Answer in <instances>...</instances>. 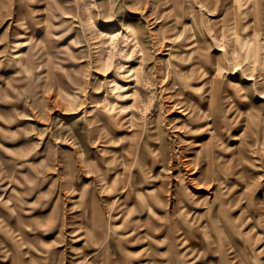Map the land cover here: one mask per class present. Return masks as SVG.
I'll return each mask as SVG.
<instances>
[{
    "label": "rangeland",
    "instance_id": "1",
    "mask_svg": "<svg viewBox=\"0 0 264 264\" xmlns=\"http://www.w3.org/2000/svg\"><path fill=\"white\" fill-rule=\"evenodd\" d=\"M211 1L0 0V264H264V0Z\"/></svg>",
    "mask_w": 264,
    "mask_h": 264
},
{
    "label": "bare ground",
    "instance_id": "2",
    "mask_svg": "<svg viewBox=\"0 0 264 264\" xmlns=\"http://www.w3.org/2000/svg\"><path fill=\"white\" fill-rule=\"evenodd\" d=\"M189 1V0H188ZM212 1H214V0H212ZM211 1V2H212ZM216 1V0H215ZM234 1V3L235 4H237V2L239 1V3H240V1L241 0H233ZM250 2V3H249ZM185 3V2H184ZM234 3L232 4V5H234ZM239 3H238V7H239ZM246 3H249V7H250V9L252 10H254L255 11V14L256 15H262V11H263V5H262V2H258V0H246ZM179 4V3H178ZM225 8V7H224ZM224 10V9H223ZM230 10V9H229ZM248 10V9H247ZM246 11V10H245ZM240 12H242V11H240ZM188 13H189V11H188ZM237 13V12H236ZM246 13H248V12H246ZM240 14V13H239ZM243 14H241V16H242ZM186 16H189V14L188 15H186ZM238 17H240V16H238ZM246 17V16H245ZM186 18V17H185ZM235 18V17H234ZM233 18V19H234ZM216 19V18H215ZM238 19V18H237ZM246 19H247V17H246ZM262 18H260V20H261ZM240 20V19H239ZM236 21V20H235ZM233 24H234V22H233ZM233 24H231V25H233ZM236 24V23H235ZM249 24H251V23H249ZM172 27V26H171ZM175 27V26H174ZM195 27V26H194ZM230 27V26H229ZM250 27H252L251 25H250ZM230 28H232V27H230ZM245 28V27H244ZM122 29V28H121ZM188 29V28H187ZM193 29V28H192ZM237 30H240V29H237ZM242 30V29H241ZM244 30V29H243ZM224 31V30H223ZM234 32V31H233ZM237 32V31H236ZM239 32V31H238ZM205 33V32H204ZM223 33V32H222ZM241 33V32H240ZM228 34V33H227ZM186 36V35H185ZM120 38H121V40H122V42L123 43H126L127 41H128V35H127V31H121L120 32V36H119ZM196 37V36H195ZM242 37V36H241ZM186 39V38H185ZM233 40V39H232ZM249 40V39H248ZM177 46V45H176ZM184 46V45H183ZM253 46V45H252ZM194 47V44H192V45H190L187 49H191V48H193ZM199 47V46H198ZM176 48V47H175ZM180 50V49H179ZM200 50V49H199ZM188 53V52H187ZM201 53V52H200ZM187 55V54H186ZM200 57V56H199ZM195 60V59H194ZM197 60V59H196ZM180 62H182V61H180ZM201 67V66H200ZM202 68V67H201ZM126 72H128V71H125V73ZM202 72V71H201ZM130 73H131V71L128 73V75H130ZM193 73V72H192ZM132 74H133V72H132ZM184 75V74H183ZM198 78H200V77H198ZM132 79V78H131ZM189 81V80H188ZM211 82V81H210ZM211 86H213V85H211ZM124 89H127V87H124ZM209 90H210V88H209ZM212 92V91H211ZM228 94V93H227ZM232 94V93H231ZM212 95V94H211ZM217 95V94H216ZM218 96V95H217ZM216 96V97H217ZM224 100V99H223ZM222 100V101H223ZM229 104V103H228ZM107 106V105H106ZM112 107V106H111ZM110 107V108H111ZM218 107V106H217ZM223 107V106H222ZM105 108H107V107H105ZM109 108V109H110ZM115 108V107H114ZM213 108H214V106H213ZM240 108V107H239ZM112 109V108H111ZM116 110V109H115ZM119 110H120V108H119ZM186 111L185 112V114L186 113H189L187 110H186V107H183V109H182V111ZM200 111V110H199ZM222 111V110H221ZM184 113V112H183ZM214 113V112H213ZM212 115V114H211ZM130 116V115H129ZM194 116H196V115H194ZM200 116V115H199ZM225 116V115H224ZM131 117V116H130ZM230 117V116H229ZM109 119L111 118V117H108ZM125 118H126V116H125ZM191 118V117H190ZM204 118V117H203ZM133 119V118H132ZM200 120V119H199ZM226 120V119H225ZM212 122V121H211ZM112 123V122H111ZM114 123V122H113ZM232 124V123H231ZM116 125V124H115ZM131 125V124H130ZM188 126V125H187ZM200 126V125H199ZM209 126H211V125H209ZM129 127V126H128ZM190 127V126H189ZM196 127V126H195ZM194 127V128H195ZM223 128V127H222ZM214 130V129H213ZM228 130V129H227ZM208 134V133H207ZM202 135H204V134H202ZM235 135V134H234ZM217 136H219V135H217ZM230 137V136H229ZM237 137V136H236ZM210 138H212V137H210ZM210 138H207V139H210ZM218 138H221V137H218ZM226 138V137H225ZM231 138V137H230ZM222 139V138H221ZM156 140V139H155ZM211 140V139H210ZM217 140V139H216ZM215 140V141H216ZM220 140V139H219ZM218 140V141H219ZM110 141V140H109ZM120 141V140H119ZM201 141V140H200ZM235 141V140H234ZM150 142V141H149ZM202 142V141H201ZM118 143V142H117ZM152 143V142H151ZM191 143V142H190ZM200 143V142H199ZM208 143V142H207ZM231 143V142H230ZM148 144V143H147ZM192 144V143H191ZM193 144H195V143H193ZM196 144H198V143H196ZM205 144H206V142L205 143H200L199 144V146H200V148L202 149V148H206V146H205ZM153 145V144H152ZM155 145V144H154ZM212 145V144H211ZM230 145V144H229ZM148 146H149V144H148ZM205 146V147H204ZM229 148H231V147H229ZM233 148V147H232ZM126 149V148H125ZM212 149V148H211ZM218 149V148H217ZM228 149V148H227ZM156 150V149H155ZM161 150V149H160ZM198 150V149H197ZM216 150V149H215ZM222 150H224V149H222ZM156 151H158V149L156 150ZM221 151V150H220ZM225 151V150H224ZM145 152H148V148L147 147H145L144 149H143V147H142V149H140V151L138 152V154H139V156H142L143 155V153H145ZM222 152V151H221ZM131 153H133V152H131ZM197 153V152H196ZM199 153V152H198ZM151 154H152V152H151ZM199 154H201V152L199 153ZM203 154V153H202ZM215 154H218V153H215ZM96 155V154H95ZM160 156V155H159ZM216 156V155H215ZM161 157V156H160ZM194 158H195V156H193ZM203 157H204V155H203ZM198 158V157H197ZM214 158H216V157H214ZM97 159H99V157L97 156ZM106 161V160H105ZM116 161V160H115ZM131 164H132V162H131ZM189 164V163H188ZM107 165V164H106ZM110 165H112L111 163H110ZM116 165V164H115ZM113 166V165H112ZM114 167V166H113ZM138 167V166H137ZM122 169V168H121ZM119 170V169H118ZM152 170H153V172L155 173V168H154V166H152ZM122 171V170H121ZM139 171V170H138ZM105 172V171H104ZM128 173V172H127ZM141 174V173H140ZM144 174V173H143ZM106 176V175H105ZM129 176V175H128ZM145 176V175H144ZM130 177V176H129ZM155 177V176H154ZM110 178V177H109ZM114 179H115V176H114ZM218 179V178H217ZM226 179V178H225ZM126 180V179H125ZM127 180H128V178H127ZM231 180V179H230ZM221 181V180H220ZM228 181V180H227ZM231 182V181H230ZM111 183V182H110ZM126 183H128V182H126ZM221 183V182H220ZM125 184V183H124ZM225 184V183H224ZM110 185V184H109ZM125 186V185H124ZM133 186H135V185H133ZM231 186V185H230ZM110 187V186H109ZM130 187V186H129ZM152 187V186H151ZM125 189H126V187H125ZM134 189H135V187H134ZM151 189V188H150ZM124 194H125V192H124ZM146 194H148V195H146ZM136 198H138V200H143V198L144 199H146V200H148L150 197H151V199L152 198H155V192L153 191V189L152 190H149V189H147V190H143V191H140L139 190V188H138V191L136 192ZM176 195V194H175ZM124 197V196H123ZM134 197V196H133ZM178 198V197H177ZM123 200H124V198H123ZM133 200V199H132ZM150 200V199H149ZM93 201V200H92ZM143 202V201H142ZM94 203V202H93ZM124 203V202H123ZM132 203V202H131ZM146 203H148L147 201H146ZM127 206V205H126ZM125 206V207H126ZM137 207H138V205H137ZM136 207V208H137ZM144 207V206H143ZM140 208H141V206H140ZM145 208V207H144ZM146 209V208H145ZM137 211V210H136ZM132 212V211H131ZM133 213V212H132ZM127 214H128V212H127ZM124 215V216H128V215ZM182 214V213H181ZM139 215V214H138ZM144 215V214H143ZM149 215H150V213H149ZM154 215V214H153ZM183 216H184V214H183ZM155 217V216H154ZM160 217V216H159ZM185 217V216H184ZM149 218V217H148ZM181 218V217H180ZM135 219V218H134ZM192 219V218H191ZM101 221V220H100ZM99 221V222H100ZM135 221V220H134ZM139 221V220H138ZM186 221H187V219H186ZM192 221V220H191ZM96 222V221H95ZM136 222H137V219H136ZM141 222V221H140ZM168 223V222H167ZM136 224H138V223H136ZM166 224V223H165ZM205 224V223H204ZM126 225V224H125ZM154 225H155V223H154ZM162 225H164V223L162 224ZM169 225V224H168ZM167 225V226H168ZM193 225V224H192ZM96 226H98V225H96ZM121 226V225H120ZM166 226V227H167ZM123 227V226H122ZM209 229V228H208ZM213 229V228H212ZM162 230H164V229H162ZM71 232H74V230H72ZM59 233V232H58ZM164 233H165V231H164ZM171 233V232H170ZM132 233H130V235H131ZM166 234V233H165ZM93 235V234H92ZM128 235V234H127ZM164 235V234H163ZM192 235V234H191ZM147 236V235H146ZM150 236V235H149ZM191 237V236H190ZM187 238H188V236H187V234H185V233H178V234H176V235H174V237H172V239H173V241L175 242V244H176V246H179V247H181V245H183L184 243L186 244V241H187ZM89 239H90V237H89ZM145 240V239H144ZM94 241V240H93ZM86 242V241H85ZM88 243V242H87ZM185 247H186V245H185ZM184 247V248H185ZM98 249V248H97ZM180 252V254L182 255V252H183V248H182V251H181V249L179 250ZM224 251V250H223ZM96 252V251H95ZM84 253V252H83ZM92 255H94V254H92ZM91 257V256H90ZM227 261V263H231V264H239V262L237 261V260H235V259H233L232 258V254L229 256V258H228V260H226ZM92 262V261H91ZM186 262V261H185ZM70 264H79V262L78 261H72ZM90 264H92V263H90Z\"/></svg>",
    "mask_w": 264,
    "mask_h": 264
}]
</instances>
